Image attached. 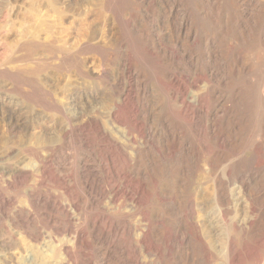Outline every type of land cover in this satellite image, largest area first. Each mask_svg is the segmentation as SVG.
Segmentation results:
<instances>
[{
  "label": "bare ground",
  "instance_id": "1",
  "mask_svg": "<svg viewBox=\"0 0 264 264\" xmlns=\"http://www.w3.org/2000/svg\"><path fill=\"white\" fill-rule=\"evenodd\" d=\"M123 5L115 39L87 23L11 59L36 103L61 110L48 70L84 103L6 109L0 264H264V0Z\"/></svg>",
  "mask_w": 264,
  "mask_h": 264
},
{
  "label": "rangeland",
  "instance_id": "2",
  "mask_svg": "<svg viewBox=\"0 0 264 264\" xmlns=\"http://www.w3.org/2000/svg\"><path fill=\"white\" fill-rule=\"evenodd\" d=\"M55 1H57L56 6L58 7L54 9L52 8L53 7L52 5L48 4L47 0H0V141L1 142L6 135V125L3 117H8L6 109H9L10 106L13 108L16 107L15 109H17V111L19 109L22 110L21 111L22 117H67V115H69L71 111V107H70L72 103L71 97L73 98L74 96L73 94L77 92V94H79L80 97L78 96L79 100L77 99L76 103L77 105H79L78 106L79 108H83L82 105L84 102L83 99H81L82 98L81 93L84 90L83 82H81L79 79H76V77H74L73 75L69 77V74H67L64 71L63 72L59 71L60 73L59 72L55 73L52 72L51 70H50L51 73L49 70H48L49 72L47 71L48 75L53 77L51 81L54 85L52 87L53 89L52 90L53 92L51 94L52 97L50 95L48 97L55 100L54 102H56L61 107L60 111L50 106L49 107L45 106L46 104L36 103L35 101H33V99L30 98V96H27L28 94L34 91V88L29 84V82L27 85L21 84L22 77L16 71V67L18 66V63L11 62V59L19 58L24 54V52L21 50L22 45L33 42L36 37L45 38L48 37V35H50L51 38L54 39L60 37L65 39L67 37L68 38H72L75 36L78 37L80 36V34L81 35L83 34V32L81 31L84 30L83 28L87 23L93 24V26L91 24H89V26L94 28L97 26L96 28L100 29V32L102 31V33L107 32L108 34L107 33L105 34L110 36L111 39L112 38L115 39L116 38L115 36H118V34L116 33L118 32V29L116 28L117 24H116L115 15H112L113 14L112 11H108L104 9L107 0H55ZM120 1L121 3L124 4L123 7L125 6L123 8V10L125 11V12L123 11L125 15H128L129 13L127 14L126 12L127 11L131 12V10L134 7V9L138 10L137 13L141 15L140 17L142 16L144 17L145 11L148 8L149 6L148 4L150 2L153 3V8L157 10L159 14L162 13V7L165 5V0H153V1L152 0H120ZM168 1L171 2V0H167V2ZM125 3L127 4V6ZM33 78H34L33 76L28 75L22 80L31 81L32 79L33 81L34 80ZM68 86L70 87L68 88ZM100 88L103 90L101 91L104 94L105 88L103 86H101ZM194 90L195 92L198 91L197 89ZM103 99L102 101L100 100L99 103L100 105L98 104V106L100 107L103 106L104 107V108L102 107L103 110L104 109L107 110L109 104L104 97ZM20 110L18 112H20ZM4 179H5L4 177L3 179H0V186L2 185L1 187L6 186V184L3 182ZM218 208L219 207L217 206L216 210L219 211Z\"/></svg>",
  "mask_w": 264,
  "mask_h": 264
}]
</instances>
